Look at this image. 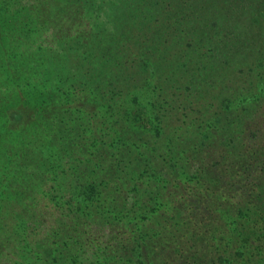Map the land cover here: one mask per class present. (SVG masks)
Returning a JSON list of instances; mask_svg holds the SVG:
<instances>
[{
	"label": "trees",
	"instance_id": "1",
	"mask_svg": "<svg viewBox=\"0 0 264 264\" xmlns=\"http://www.w3.org/2000/svg\"><path fill=\"white\" fill-rule=\"evenodd\" d=\"M220 1L0 0V155L39 163L49 176L56 163L74 153V172L68 173L74 190L67 192L74 199L77 191L87 194L82 203L75 201L77 214L84 220L98 217L111 232L121 226L116 233L119 248L113 254L105 252L102 264H249L253 253L261 250L253 239L254 233L264 231V186L260 192L257 183L264 181V167L257 171L260 175L247 176V161L221 166L215 153L228 143L216 140L213 125L229 118L241 120L240 115L264 103V47L253 45L255 39H249L247 30L227 38L242 40V51L254 54L248 60L250 68L234 51L222 54L229 27L216 17L210 22ZM256 6L253 23L264 29V0ZM83 12L95 18L103 15L106 22L90 25L85 20L86 25ZM61 19H66L65 36L57 24ZM80 19L83 24L74 30ZM49 31L55 48L44 44L42 35ZM219 33L223 39L218 41ZM216 53L224 68L215 77L237 62L246 86L231 92L236 102L216 99L217 105L211 99L208 106H214V113L206 116L209 96L198 97L189 85L197 75L210 77L219 70L207 62L212 63ZM47 60L49 65L43 64ZM38 71L40 76L30 75ZM148 91L153 102L146 106L142 93ZM192 105L199 110L193 113ZM180 109L179 122V116L173 119ZM196 120L197 129L203 125L205 131L189 148L197 158L177 167L182 178L174 177L171 186L160 179V189L147 180L145 193L132 195L130 190L129 201V196L117 195L127 184L152 179L160 164L174 168L189 151L176 134L194 128ZM169 132L174 138L166 137ZM164 139L168 144L163 148L152 144ZM191 159L195 160L190 163ZM231 171L245 179L239 192H230L231 181L225 186L223 174ZM80 174L85 182L76 185ZM58 175L61 183L67 182V175ZM204 193L217 206L195 207ZM213 209L222 212L210 221L206 212ZM192 215L200 216L199 222L186 223ZM253 220L257 221L249 233L243 223ZM221 228L220 236L213 238V231ZM67 251L47 253L37 264H84L78 253L68 256Z\"/></svg>",
	"mask_w": 264,
	"mask_h": 264
},
{
	"label": "rangeland",
	"instance_id": "2",
	"mask_svg": "<svg viewBox=\"0 0 264 264\" xmlns=\"http://www.w3.org/2000/svg\"><path fill=\"white\" fill-rule=\"evenodd\" d=\"M260 1L262 0H222L216 6L217 10L214 11L215 14L213 19H210V22H216V17L218 22L222 20L221 24H223V26L229 27L228 31L224 34L225 40H223L226 42V46H220L222 54L230 50L234 51L232 54H238L241 58H244L245 60L243 62L246 61L245 65L248 68H250L248 66V60L254 58V54L249 52L246 48L242 51L241 48L243 47H241L240 44L242 40L236 41L227 37L240 34L241 31L246 34L247 30H250V33L248 34L251 38L249 37V39H255L253 45H258L260 48L264 47V29L258 28L259 26H256L253 23V16L251 17V15L255 14L253 10H255L257 7L256 4ZM107 14L108 16H111L110 13ZM83 19L86 25L87 21L85 20H89L90 25L106 22L103 15L99 18H95V16H91L89 13H84ZM83 19H80L76 23V28H74V30H77V27L80 24H83ZM65 21L66 19H61L58 21L59 23H57L59 29L64 32V36L66 34L64 31V29H66L64 28ZM107 28L109 29V26ZM210 31L213 32L214 29ZM219 34L220 35L217 39L218 41L223 39H219L220 36H222L221 33ZM42 37L44 38L45 45L55 48L56 42L53 41L54 38L52 32L49 31L44 33ZM214 43L217 42H213V44ZM233 45L236 46L232 47ZM237 47L239 48L238 50ZM253 48L255 50L256 46H253ZM204 54L206 55L207 51ZM211 61L212 63H209L207 60L209 66L210 64H215L217 66L212 69L219 68V70H215L213 75L210 77H207L205 74L197 75L195 77L194 84L189 85L191 87L190 92L197 93L198 97L202 98V96H209L207 101L204 102L206 116H210L214 113V106H208L211 99L215 103L217 102L216 99L223 100L227 98H230L232 102H236V100H234L235 97L231 92L235 90V88H239L240 90L242 87L246 86V82L243 81V78L238 72L237 62H234L232 69H230L227 73H224L221 77L216 78L215 74L224 68L222 65L223 60H221V54L216 53L212 57ZM219 61L221 65L219 64ZM50 62V60H47L43 62V64L49 65ZM197 66L198 65H194V70H196ZM30 75H33L32 77H37L36 75L40 76V73L39 71L31 72ZM237 77H241V80ZM231 80H233V83L230 82ZM183 87L185 88L186 85ZM149 91L148 94L142 93V98L146 106H148V104L151 105V102H153L151 99L152 94H149ZM182 106L183 105H180L178 107ZM191 108L190 109L193 113L199 110L196 105H192ZM250 109L251 110L245 113V115H240L241 120L229 118L226 121L222 120L221 122L213 125L216 140L227 141L228 143L225 148L222 146L219 147L218 152L215 153L220 157L219 162L221 166H229L232 162L247 161L250 165V168L244 172L247 176H253V174L260 175L257 171H259L261 167H264L263 101L254 105V107H251ZM178 114L179 115H176L173 120H176L179 116L180 122L182 120L181 109ZM210 121L213 122L214 120ZM241 122H243V126H241ZM198 123L199 122L196 120L191 125V127L194 126V128H189V130L184 133H182L184 130L180 131V136L178 133L176 134L178 139L187 143L185 144L184 149L189 151L182 154V156L179 155L181 158L178 162H176L177 164L175 163L176 165L174 164V168L160 164L157 167V170L159 169L160 171H156V176L153 175L152 179L146 178L140 183L132 182L127 184L125 185L123 191L117 193V195L120 194V196L125 198L129 196L130 190H133L132 195L138 194L139 192V195H142L147 189V180L150 187L160 189L159 186L162 184L160 179H166L165 182H168L166 185L171 186L172 183L176 182L174 181L175 179H173L174 177L177 180L179 177L182 178L183 174L176 172L177 167L183 166L186 160L195 157L189 149L191 147V142L198 139L205 131L203 125L197 129ZM248 124L251 125L249 128ZM243 129H245V131ZM165 135L167 138L172 136L170 132ZM167 138L165 139L167 140ZM171 138L174 137L172 136ZM164 140H156V144H152L155 148H163L161 146L162 144H168V141ZM70 155H65L66 157L63 158L61 163H56L54 174L51 173L49 176L44 175L46 168L39 163H33L31 160L25 161L24 159H16L15 157H9L8 155H0V264H37L43 260L45 254L64 250L70 251H67L68 253L65 252V255L68 256L71 252V254L78 253L81 258H79V260H83L84 264H102V262H104L105 252L112 253L115 252V249L119 248L121 238H117L116 233L120 231L121 226L114 228L111 232L108 226L101 224L98 217L84 220L82 216L77 214L75 201H78L79 199L82 203V196H87V194H84L82 191H80L81 193L77 191L78 197L74 199V197L67 192V190H74L75 183L74 178L68 174L71 173L70 170L74 172V153ZM195 158H197V156ZM192 160L195 159H191L190 163ZM190 163L188 162L186 166L188 167ZM79 166L83 168L84 164H80ZM235 171H231L228 175L223 174V177L227 178L225 186L231 181L232 189L230 192H239L238 189L245 186V179L242 178L240 173L235 174ZM81 172L82 171H80V173ZM58 173L61 175H67V182L61 183L64 182V180L58 179ZM84 180L85 175L80 174L76 185L78 182H85ZM257 183L261 192V187L264 186V181L259 179V181L257 180ZM183 187L184 186L180 185L178 190H182ZM260 197H263V194L258 197L256 203L259 202ZM129 198L130 196L128 197V201ZM197 199L199 203H195V207L197 208L206 207L208 204L217 206L214 200L207 197V193L200 195ZM220 212H222L221 209L207 210L206 216L209 217L207 219L212 221L217 217L219 218ZM188 218L191 220H187L186 223H190L191 221L199 222L201 217L198 215H192ZM255 221L257 220L245 222L243 223V227H247L250 233V227H252L251 223L253 224ZM214 222L216 223V221ZM141 225L142 222L139 223V227ZM152 230L156 231L157 229L155 228ZM222 230L223 229L221 228L213 231L211 236H214L213 238L215 239L218 238ZM125 231H128V229L125 228ZM168 231L170 230L168 229ZM254 236L255 238L253 239V244L254 246H259L261 250H256L253 253L254 255L250 257L249 264H264L263 229L256 234L254 233ZM204 238L207 239L208 237L205 236ZM202 240L203 238L198 242H203ZM250 244H252V241H249L245 246L248 252L252 249ZM71 246H73L72 251L68 249L71 248ZM201 246H199L198 243L197 248H200ZM79 248H81L80 251L82 253L84 252L83 254L79 253L80 251L77 252Z\"/></svg>",
	"mask_w": 264,
	"mask_h": 264
}]
</instances>
